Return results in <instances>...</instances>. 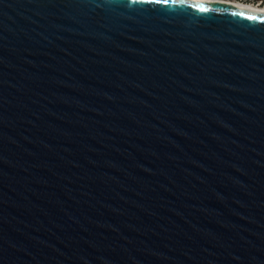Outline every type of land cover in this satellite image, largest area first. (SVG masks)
<instances>
[{
  "label": "water",
  "instance_id": "obj_1",
  "mask_svg": "<svg viewBox=\"0 0 264 264\" xmlns=\"http://www.w3.org/2000/svg\"><path fill=\"white\" fill-rule=\"evenodd\" d=\"M0 264H264V11L0 0Z\"/></svg>",
  "mask_w": 264,
  "mask_h": 264
},
{
  "label": "bare ground",
  "instance_id": "obj_2",
  "mask_svg": "<svg viewBox=\"0 0 264 264\" xmlns=\"http://www.w3.org/2000/svg\"><path fill=\"white\" fill-rule=\"evenodd\" d=\"M225 1H231L234 5L239 6V7L264 11V7L260 8V7L253 6V5L248 4V3L241 2L239 0H225Z\"/></svg>",
  "mask_w": 264,
  "mask_h": 264
},
{
  "label": "flooded vegetation",
  "instance_id": "obj_3",
  "mask_svg": "<svg viewBox=\"0 0 264 264\" xmlns=\"http://www.w3.org/2000/svg\"><path fill=\"white\" fill-rule=\"evenodd\" d=\"M239 1L248 3L253 6L260 7V8L264 7V0H239Z\"/></svg>",
  "mask_w": 264,
  "mask_h": 264
},
{
  "label": "snow or ice",
  "instance_id": "obj_4",
  "mask_svg": "<svg viewBox=\"0 0 264 264\" xmlns=\"http://www.w3.org/2000/svg\"><path fill=\"white\" fill-rule=\"evenodd\" d=\"M164 2L166 3L167 0H164ZM202 11H207V9H202ZM249 18H250V19H256L257 17L252 16V17H249Z\"/></svg>",
  "mask_w": 264,
  "mask_h": 264
}]
</instances>
